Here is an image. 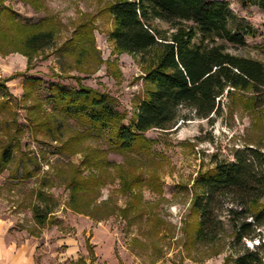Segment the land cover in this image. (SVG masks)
Listing matches in <instances>:
<instances>
[{
	"label": "rangeland",
	"instance_id": "rangeland-1",
	"mask_svg": "<svg viewBox=\"0 0 264 264\" xmlns=\"http://www.w3.org/2000/svg\"><path fill=\"white\" fill-rule=\"evenodd\" d=\"M39 1L42 6L34 10L22 0H0V7H10L18 23L41 22V29H52L54 34L52 45L30 60L13 47L0 48V83L6 87L0 88V157L7 148L12 156L0 169V220L9 221L7 231L0 234V264H19L20 258H31L32 264H233L243 248L253 250L259 239L233 244L231 254L226 219L219 238L192 241L196 218L189 209L194 179L215 161H234L236 154L251 149L255 165L264 170V100L254 108L250 92H225L221 115L209 119L181 108L166 130L143 134L150 148L140 155L112 152L105 134L69 143L84 128L57 115L51 85L73 90L80 85L106 95L126 126L145 91L144 71L138 57L114 50L108 39L112 21L106 8L116 0ZM224 1L253 29L244 47L227 45V52L264 65V12L242 7L238 0ZM88 23L90 38H82L78 29ZM78 42L82 46L73 48ZM27 77L42 83L24 97ZM51 116L55 118L50 120ZM94 152H101L99 157L110 165L98 193L87 194L96 205L99 222L69 209L67 189L76 167L81 176L88 175L90 169L80 164ZM118 165L143 177V217L128 220L118 213L129 199L116 178ZM39 192L54 212L53 224L43 227L35 225L31 213L33 205L45 207L37 198ZM259 241L263 243L264 231ZM261 256L264 264V251Z\"/></svg>",
	"mask_w": 264,
	"mask_h": 264
},
{
	"label": "trees",
	"instance_id": "trees-1",
	"mask_svg": "<svg viewBox=\"0 0 264 264\" xmlns=\"http://www.w3.org/2000/svg\"><path fill=\"white\" fill-rule=\"evenodd\" d=\"M22 1L34 10L42 6L39 0ZM238 2L242 7L255 6L264 12V0ZM106 12L112 21L108 39L114 50L138 57L144 71L145 91L136 105L134 117L125 126L122 124L124 117L114 109L106 95L80 85L76 90L51 85L49 94L57 115L61 119L76 120L84 128L69 143L105 134L112 152L140 155L150 148L143 134L153 129L166 130L176 120L181 108L193 111L198 118L209 119L221 115L225 92H250L254 108L264 100V65L227 52V45L244 47L245 38L253 34L250 24L235 15L227 1L116 0L107 6ZM14 17L10 7H0V48L13 47L15 52L30 60L31 55L52 45V29L44 31L41 22L21 24ZM155 22L163 23L167 28L161 29ZM79 28L82 38L89 39V23ZM71 41L73 39L68 42ZM75 46L80 48L81 42L73 48ZM78 55L82 56L81 53ZM41 83L40 78H25L24 97H29ZM0 88L6 87L0 83ZM46 130L54 133L49 126ZM100 154L87 155L80 165L90 169L88 175L81 176L76 167L67 184L69 209L96 222L101 218L87 194L98 193L104 185L103 176L110 167L105 158L99 157ZM11 158L10 149H4L0 169L6 167ZM256 159L255 152L248 149L247 153L236 154L234 161H215L210 170L196 176L191 186L189 209L196 218L191 225L192 241L204 243L219 238L225 231V219L231 229V254L233 244L261 240L264 231V170L255 165ZM116 170L120 190L129 197L118 213L128 220L143 217L146 212L140 192L142 175L122 165ZM42 197L39 192L37 198L45 203V207L33 205L31 208L37 227L54 222L53 207ZM259 240L253 250L243 248V253L236 255L233 264H262L264 241ZM88 248L89 256L94 259L90 245Z\"/></svg>",
	"mask_w": 264,
	"mask_h": 264
},
{
	"label": "crops",
	"instance_id": "crops-1",
	"mask_svg": "<svg viewBox=\"0 0 264 264\" xmlns=\"http://www.w3.org/2000/svg\"><path fill=\"white\" fill-rule=\"evenodd\" d=\"M8 228H9V221L0 220V234H4ZM19 260H20L19 264H24L23 262H25V264H32L31 258H22V259L20 258Z\"/></svg>",
	"mask_w": 264,
	"mask_h": 264
}]
</instances>
